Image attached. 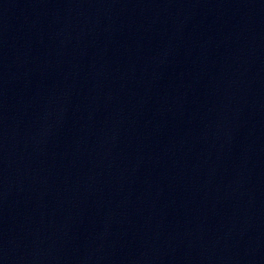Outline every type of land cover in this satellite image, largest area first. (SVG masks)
I'll use <instances>...</instances> for the list:
<instances>
[{"label": "water", "instance_id": "obj_1", "mask_svg": "<svg viewBox=\"0 0 264 264\" xmlns=\"http://www.w3.org/2000/svg\"><path fill=\"white\" fill-rule=\"evenodd\" d=\"M0 264H264V0H0Z\"/></svg>", "mask_w": 264, "mask_h": 264}]
</instances>
